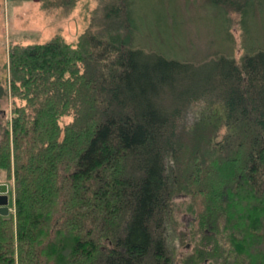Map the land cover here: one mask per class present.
Returning a JSON list of instances; mask_svg holds the SVG:
<instances>
[{
	"label": "trees",
	"instance_id": "obj_1",
	"mask_svg": "<svg viewBox=\"0 0 264 264\" xmlns=\"http://www.w3.org/2000/svg\"><path fill=\"white\" fill-rule=\"evenodd\" d=\"M142 2L101 0L76 43L11 45L0 264H264V0H207L223 35L202 61L135 43ZM181 195L195 248L177 257Z\"/></svg>",
	"mask_w": 264,
	"mask_h": 264
},
{
	"label": "rangeland",
	"instance_id": "obj_2",
	"mask_svg": "<svg viewBox=\"0 0 264 264\" xmlns=\"http://www.w3.org/2000/svg\"><path fill=\"white\" fill-rule=\"evenodd\" d=\"M109 1L114 2V0ZM100 3L101 0H71L70 6L67 7L55 1L0 0V81L4 82L8 76L6 71L8 52L13 43L42 42L56 33L76 43L80 34L88 28L95 31L104 27L100 19V14H104V11L100 12ZM142 5L145 12L140 13L142 8L138 9V16L141 15L142 19L136 16L140 30H136L135 34H138L136 37L133 36L134 42L138 45L143 44L146 48H152L165 44L162 47L174 51L178 49L183 56L198 61L204 60L217 51L223 32L221 33L219 27V13L207 3V0H143ZM95 9L97 12H93ZM106 10H109V7ZM161 14L164 15L165 21ZM228 15L232 26L231 31L237 40V46L234 44L235 55H238L241 51L239 13L228 11ZM161 22L164 23L159 25ZM257 26L261 32L264 31L263 18L257 17ZM10 104V99H0V108L3 107L5 110V114L0 111L1 119H5L10 113ZM3 176L5 173H0V177ZM2 180L7 183L6 206L13 211L12 220H14V178L9 175L6 181L5 178ZM196 195L194 204L200 209L199 206L203 205V197ZM185 196L177 197L180 207L175 211V217L180 223L179 228L185 236L187 235L183 240H175L177 257L180 254L191 253L195 248L194 239L188 236L191 232L188 226L190 222L193 223L194 215L186 206L189 205V201H182L184 199L181 197ZM182 203L184 204L180 205ZM201 229L208 231L205 227ZM225 249L224 253L229 256L225 262L237 260L236 254L231 255V252Z\"/></svg>",
	"mask_w": 264,
	"mask_h": 264
},
{
	"label": "water",
	"instance_id": "obj_3",
	"mask_svg": "<svg viewBox=\"0 0 264 264\" xmlns=\"http://www.w3.org/2000/svg\"><path fill=\"white\" fill-rule=\"evenodd\" d=\"M2 188H0V214L2 215H7L9 213V208L6 206V195H5V187L6 185L2 184L1 186Z\"/></svg>",
	"mask_w": 264,
	"mask_h": 264
},
{
	"label": "flooded vegetation",
	"instance_id": "obj_4",
	"mask_svg": "<svg viewBox=\"0 0 264 264\" xmlns=\"http://www.w3.org/2000/svg\"><path fill=\"white\" fill-rule=\"evenodd\" d=\"M0 111L2 112V114L5 113V110H4L3 107L0 108ZM0 188H2V187L0 186ZM4 189H5V190L7 189V184H6V187H5Z\"/></svg>",
	"mask_w": 264,
	"mask_h": 264
}]
</instances>
